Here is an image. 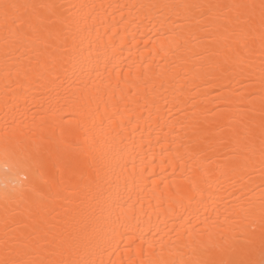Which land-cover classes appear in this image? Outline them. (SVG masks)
Returning a JSON list of instances; mask_svg holds the SVG:
<instances>
[{
  "label": "bare ground",
  "instance_id": "obj_1",
  "mask_svg": "<svg viewBox=\"0 0 264 264\" xmlns=\"http://www.w3.org/2000/svg\"><path fill=\"white\" fill-rule=\"evenodd\" d=\"M5 3L56 8L28 37L0 8V260L199 264L249 236L258 259L264 30L233 6L260 0Z\"/></svg>",
  "mask_w": 264,
  "mask_h": 264
},
{
  "label": "snow or ice",
  "instance_id": "obj_2",
  "mask_svg": "<svg viewBox=\"0 0 264 264\" xmlns=\"http://www.w3.org/2000/svg\"><path fill=\"white\" fill-rule=\"evenodd\" d=\"M236 9H243L239 13L238 19L242 24L249 25L254 19V13L259 9L261 29L264 30V0H260L259 4H241L234 5ZM3 9V15L6 20H10L14 26V31L20 32L23 36L28 37L35 32L38 27H42L45 23V17L38 11L39 9L47 10L49 16L55 15V5L51 4H8L0 5ZM23 9V11H20ZM15 13V14H13ZM264 40V31L261 33ZM6 166L11 164L15 168L24 172L25 179L28 174H39L43 176L50 164H54L58 169H67L72 171L73 160L68 154L59 155L53 158H46L40 153L32 151H23L20 153H8L6 151ZM29 191H37L38 186L31 184L28 186ZM262 231L260 237V254L256 258V249L254 237L249 236L243 238L241 243L234 245L231 252L225 255L223 252H217L214 247L208 250L209 258L199 262V264H264V217L261 221ZM0 264H84L83 261L75 259H50L47 261L37 259H5L0 260Z\"/></svg>",
  "mask_w": 264,
  "mask_h": 264
}]
</instances>
